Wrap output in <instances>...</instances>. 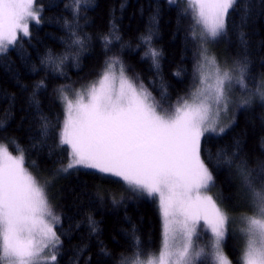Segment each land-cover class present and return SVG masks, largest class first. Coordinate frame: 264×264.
<instances>
[{
    "label": "trees",
    "instance_id": "obj_1",
    "mask_svg": "<svg viewBox=\"0 0 264 264\" xmlns=\"http://www.w3.org/2000/svg\"><path fill=\"white\" fill-rule=\"evenodd\" d=\"M37 3L42 5L40 23L31 25L29 37L0 53V142L12 153H18L17 146L23 149L26 165L51 179L53 211L60 217L56 231L62 240L57 264H118L134 236L144 249L156 252L162 242V217L156 202L97 171H59L69 157L68 146L59 144L65 112L58 90L81 88L102 73L106 61L118 57L126 74L138 85L142 83L155 103L167 107L181 97L189 98L196 86L200 48L191 36L192 19L184 13L187 5L184 0H90L77 16L72 0ZM65 21L87 38L83 50L69 47ZM113 23L121 39L106 49L102 37ZM200 30L197 27L198 34ZM149 31L152 47L160 52L158 68L144 57L147 49L141 37ZM206 47L218 61L246 62V83L254 89L264 80V0H240L229 12L227 35L210 40ZM49 52L69 57L63 74L41 63ZM40 81L44 87L37 88ZM236 88L238 97L219 126L225 131L206 133L201 141V157L215 180L211 192L235 217L249 210L236 165L244 161L258 181L259 165L264 164V102L253 97L250 105L240 106V99L249 93L239 85ZM218 154L222 161L231 158L233 164H218ZM89 218L95 221L96 231ZM233 227L230 223L224 246L237 264L242 242Z\"/></svg>",
    "mask_w": 264,
    "mask_h": 264
},
{
    "label": "snow or ice",
    "instance_id": "obj_2",
    "mask_svg": "<svg viewBox=\"0 0 264 264\" xmlns=\"http://www.w3.org/2000/svg\"><path fill=\"white\" fill-rule=\"evenodd\" d=\"M184 2V13L192 19L191 36L200 48L196 86L189 98L181 97L167 107L153 102L143 84L137 86L126 75L118 57L106 61L99 79L85 91L75 92L74 100L68 98L67 86L58 90L65 105L59 144L68 146L69 157L59 171L86 168L118 178L130 191L156 202L161 213L160 250L144 249L134 236V243L127 253L120 254L118 264H232L222 242L237 218L222 207V199L209 194L215 180L201 157V141L206 133L225 131L223 126L217 127L218 118L235 103L234 85L248 91L239 101L240 106H246L253 97L264 102V80L248 89L247 63L218 61L206 47L210 40L227 35L229 12L240 0ZM89 4L90 0H72L71 7L78 16L81 6ZM41 12L37 0H0V52L15 46L18 37H29L30 23L39 24ZM65 26L69 47L83 50L87 38L68 21ZM120 39L115 23L102 37L106 49ZM141 40L147 49L144 57L158 68L160 52L151 45V31ZM68 58L49 52L41 63L63 74ZM40 87H44L43 81L38 82ZM17 150L20 154L13 156L0 145V264H57L56 253L62 247L56 231L60 217L52 211L44 187L25 168L23 149L17 146ZM208 159H212L211 154ZM221 162L233 164L231 158L222 161L218 154L217 163ZM259 167L257 181L244 161L236 165L249 203V210L239 216L243 246L237 264H264V164ZM117 202L113 196L112 203ZM89 220L96 231L95 221ZM201 227L210 233L205 247L194 244V239H201L197 231ZM49 248L51 254L45 255ZM102 251L110 255L107 249Z\"/></svg>",
    "mask_w": 264,
    "mask_h": 264
},
{
    "label": "rangeland",
    "instance_id": "obj_3",
    "mask_svg": "<svg viewBox=\"0 0 264 264\" xmlns=\"http://www.w3.org/2000/svg\"><path fill=\"white\" fill-rule=\"evenodd\" d=\"M33 23H35V22H32V23H30V28H31V25L33 24ZM18 39H20L19 37H18ZM9 47H11V46H9ZM8 47V48H9ZM7 48V49H8ZM1 53V52H0ZM103 72V71H102ZM127 75V74H126ZM100 76V75H99ZM99 76L97 77V78H95L94 80H92V81H90L89 83H87V84H85L84 86H82L81 88L79 87H77L76 89H74L72 92H67V95H68V98L69 99H75V92H83V91H85V88H86V86H90L92 83H94V82H96L98 79H99ZM129 78H131L130 76H129ZM132 79V78H131ZM133 82L134 83H136L134 80H133ZM137 84V83H136ZM137 86H139L138 84H137ZM238 94H237V88H236V85H234V87H233V90H232V97H233V100L235 101V99L238 97L237 96ZM63 102V101H62ZM153 102H155V101H153ZM63 105H64V102H63ZM232 105H233V103L232 104H230L229 105V110L227 111V112H221V114H220V117L218 118V124H217V127H219L220 125H221V123L222 122H224L225 120L224 119H226L227 118V116H229V113H230V109H231V107H232ZM64 112H65V105H64ZM0 145H4L5 147H7L4 143H2V142H0ZM7 149H8V147H7ZM8 151L13 155V156H17V155H19L20 153L18 152V153H12L9 149H8ZM24 160H25V158H24ZM25 168H27L28 169V171L34 176V177H36V179H37V182L42 186V187H44V190H45V193H46V196L48 197V200H49V205H50V207H51V209H52V211H53V207H54V203H53V195H52V189H50V185H51V179H45V178H42V177H40V175L38 174V172L36 171V170H34V169H32L31 167H29L28 165H26V163H25ZM79 169H86V168H79ZM75 170H78V169H71V170H69L67 173H69V172H71V171H75ZM88 170H93V171H96V170H94V169H88ZM211 190H212V188H210V190H209V194H211V195H213L212 194V192H211ZM213 197H214V195H213ZM215 198V197H214ZM54 212V211H53ZM54 214H56L55 212H54ZM162 217V216H161ZM236 223L234 224V226L235 227H233V228H235V231H237L238 232V235L240 236V239H241V244H242V246H243V239L241 238V235H240V233H239V227L241 226L240 225V222H239V216H236ZM201 225H203V222H201ZM198 234H200L201 232V235H200V237H201V239L199 240V241H196L195 239H194V244H198V246L199 247H205L206 246V244L208 243V241H209V237H210V233H208V232H206V231H203V229H202V227L201 228H198ZM224 241L222 242V250H223V252L225 253V255L228 257V259L229 260H231L230 258H229V256L226 254V250H225V246H224ZM161 248V247H160ZM160 250V249H159ZM158 250V251H159ZM209 249L208 248H205V251L207 252ZM51 248H49V249H45V255H50L51 254ZM158 251H156V252H158ZM208 259H209V261H211V257H208ZM233 264V263H232Z\"/></svg>",
    "mask_w": 264,
    "mask_h": 264
}]
</instances>
